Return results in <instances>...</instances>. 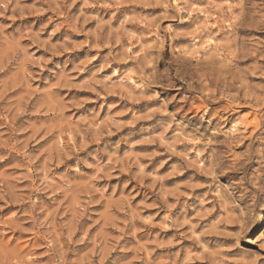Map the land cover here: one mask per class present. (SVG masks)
<instances>
[{
	"label": "clouds",
	"instance_id": "9594fccd",
	"mask_svg": "<svg viewBox=\"0 0 264 264\" xmlns=\"http://www.w3.org/2000/svg\"><path fill=\"white\" fill-rule=\"evenodd\" d=\"M0 264H264V0H0Z\"/></svg>",
	"mask_w": 264,
	"mask_h": 264
}]
</instances>
